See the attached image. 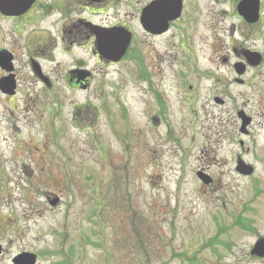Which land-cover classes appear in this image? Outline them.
Listing matches in <instances>:
<instances>
[{
  "label": "rangeland",
  "instance_id": "rangeland-1",
  "mask_svg": "<svg viewBox=\"0 0 264 264\" xmlns=\"http://www.w3.org/2000/svg\"><path fill=\"white\" fill-rule=\"evenodd\" d=\"M145 1L121 0L104 19L140 37ZM80 55L96 67L90 85L55 102L22 99L41 86L16 54L23 85L16 98L0 96V264L25 253L34 264H260L250 250L264 237V119L249 137L230 121L216 144L198 117L173 142L148 125L127 60L105 66ZM258 99L250 104L264 109ZM237 159L253 172L238 173Z\"/></svg>",
  "mask_w": 264,
  "mask_h": 264
},
{
  "label": "flooded vegetation",
  "instance_id": "flooded-vegetation-1",
  "mask_svg": "<svg viewBox=\"0 0 264 264\" xmlns=\"http://www.w3.org/2000/svg\"><path fill=\"white\" fill-rule=\"evenodd\" d=\"M0 2V84L13 85V94L0 86L1 97L16 98L23 85L18 52L41 86L28 88L23 100L59 102L74 88L88 87L96 67L80 55L85 50L95 63L132 65L148 125L164 128L173 142L174 133L193 131L198 117L214 130L216 144L227 140L230 121L249 137L261 124L257 118L264 119L260 104H250L264 99V0H146L136 14L140 37L123 21H105L107 10L118 14L121 0H33L16 15L7 13L9 0ZM101 108L108 112L104 100ZM251 257L264 264V254Z\"/></svg>",
  "mask_w": 264,
  "mask_h": 264
},
{
  "label": "water",
  "instance_id": "water-1",
  "mask_svg": "<svg viewBox=\"0 0 264 264\" xmlns=\"http://www.w3.org/2000/svg\"><path fill=\"white\" fill-rule=\"evenodd\" d=\"M1 1V0H0ZM33 0H9V12H7L9 15H16L19 14L20 12H23L31 3ZM1 3V2H0ZM16 8V11H11V9ZM20 9V11H17ZM155 22V20H154ZM140 23L143 28H146V9L144 8L141 13L140 17ZM128 40L121 46V52L118 53V58L121 56L122 52L126 49L128 45ZM8 85V86H7ZM0 86L2 87V90L8 94H13V85H10L8 81L1 83ZM248 120L243 121L241 125V132H245V128L248 124ZM238 173L247 176L250 175L253 172V168L247 164H245L243 161H238L235 169ZM197 177L198 179L205 185L210 183V178L208 176L202 174L201 172H197ZM257 241H264V239H259ZM264 248V244L262 242H256L254 246L252 247L250 251L251 256H262L264 254V251H262ZM35 256L32 254H21L18 257H16L13 260L14 264H34L35 263Z\"/></svg>",
  "mask_w": 264,
  "mask_h": 264
},
{
  "label": "trees",
  "instance_id": "trees-1",
  "mask_svg": "<svg viewBox=\"0 0 264 264\" xmlns=\"http://www.w3.org/2000/svg\"><path fill=\"white\" fill-rule=\"evenodd\" d=\"M238 226H240L242 229H245V230H249V226L243 222H238L237 223Z\"/></svg>",
  "mask_w": 264,
  "mask_h": 264
}]
</instances>
